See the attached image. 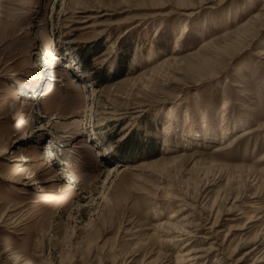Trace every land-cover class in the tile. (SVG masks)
Segmentation results:
<instances>
[{
    "label": "rangeland",
    "instance_id": "rangeland-1",
    "mask_svg": "<svg viewBox=\"0 0 264 264\" xmlns=\"http://www.w3.org/2000/svg\"><path fill=\"white\" fill-rule=\"evenodd\" d=\"M0 264H264V0H0Z\"/></svg>",
    "mask_w": 264,
    "mask_h": 264
},
{
    "label": "bare ground",
    "instance_id": "bare-ground-1",
    "mask_svg": "<svg viewBox=\"0 0 264 264\" xmlns=\"http://www.w3.org/2000/svg\"><path fill=\"white\" fill-rule=\"evenodd\" d=\"M56 61H60V59L58 58V57H55L54 58ZM55 81V80H58V79H49L48 81ZM29 91H32V90H29ZM23 105H27V104H24L23 103ZM24 123V122H23ZM22 125V124H21ZM18 158H15L14 159V162H25V163H32V162H35V161H38V160H35V161H32V162H29V161H27V159H23V158H21V156H17ZM20 157V158H19ZM28 159H32V158H28ZM44 159V157L42 158V160ZM16 173H18V176H20V175H22V174H24L26 171H28V168L25 166V167H18L16 170ZM37 176L36 175H31L30 177H27L26 179L27 180H32L33 178H36ZM70 178H71V180L68 182V183H65L64 184V186H61V188H60V194H58V195H55V196H49V195H47L48 197H50V198H60V197H65L67 194H69V193H72V190L73 191H77V188H76V186L77 185H79L78 183H80V179H79V177H77V176H75V175H70ZM6 182H14V180H11L10 178H7L6 180H5ZM82 182V181H81ZM81 184V183H80ZM73 185V187H71ZM74 185H76V186H74ZM69 188L71 189V190H69ZM83 188H84V186H83ZM42 191V190H41ZM46 191V190H45ZM44 191V192H45ZM61 195V196H60ZM70 202H71V199H69V198H67V199H64V198H60V199H55V200H53L52 201V205L53 206H55V207H57V208H55V209H53V210H58V209H62L63 207H64V205H69L70 204ZM190 227V226H189ZM181 236V235H180ZM180 240V239H179ZM178 241V240H177ZM188 245V244H187ZM195 253L196 252H192V253H190V252H188V253H186L185 254V256H186V259H187V261L188 262H193V261H195V260H198V259H201V258H199V256H194L193 257V255H195Z\"/></svg>",
    "mask_w": 264,
    "mask_h": 264
}]
</instances>
